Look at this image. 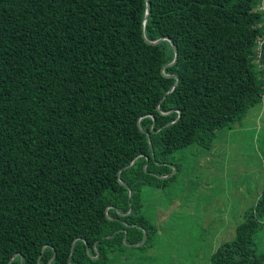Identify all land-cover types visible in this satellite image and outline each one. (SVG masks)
<instances>
[{"label":"trees","instance_id":"obj_1","mask_svg":"<svg viewBox=\"0 0 264 264\" xmlns=\"http://www.w3.org/2000/svg\"><path fill=\"white\" fill-rule=\"evenodd\" d=\"M255 106L264 0H0V264L157 251L171 156ZM236 214L205 264H264V182Z\"/></svg>","mask_w":264,"mask_h":264},{"label":"rangeland","instance_id":"obj_2","mask_svg":"<svg viewBox=\"0 0 264 264\" xmlns=\"http://www.w3.org/2000/svg\"><path fill=\"white\" fill-rule=\"evenodd\" d=\"M263 138L264 108L255 106L240 122L219 130L209 149L195 144L176 151L171 158L179 167L177 178L147 209L158 228L153 245L158 252L131 248L123 264H163L158 253L178 264H205L214 244L226 241L220 235L237 224L232 212L242 216L262 188ZM157 213L167 218L158 222Z\"/></svg>","mask_w":264,"mask_h":264},{"label":"water","instance_id":"obj_3","mask_svg":"<svg viewBox=\"0 0 264 264\" xmlns=\"http://www.w3.org/2000/svg\"><path fill=\"white\" fill-rule=\"evenodd\" d=\"M146 6H147V9H146V15H145L144 21L146 20L147 15H148V3H147V2H146ZM161 40H166V41H168V42L173 46L171 40L168 39V38L160 39V40H157V41H155V42H148V41H146V42L149 43V44H151V45H154V44H157L158 42H160ZM176 59H177V53H176V51H175L173 61H172L170 64H168L167 66H172V65H174L175 62H176ZM167 66H166V67H167ZM166 67H164V68H166ZM164 68L161 69V74H162V75H164V73H163ZM164 76H165V77H170V76H172V77H174V78L176 79V82H175L174 86H173V87L167 92V94H168V93H170V92L173 91L174 87L177 85L178 80H177V77H176V76H173V75H164ZM178 114H179V112H178ZM178 118H179V115H178L177 119H178ZM153 122H154V119H153ZM149 144H150V142H149ZM150 146H151V145H150ZM140 156H141V155H140ZM138 157H139V156H137L136 158H138ZM146 160H147V159H146ZM132 164H133V162H131L129 166H131ZM172 170H173V167H172ZM129 196H130V192H129ZM144 237H145V234H144ZM143 239H144V238H143Z\"/></svg>","mask_w":264,"mask_h":264}]
</instances>
